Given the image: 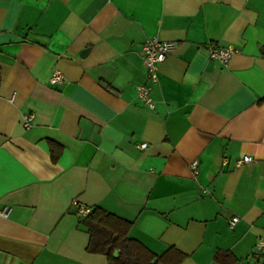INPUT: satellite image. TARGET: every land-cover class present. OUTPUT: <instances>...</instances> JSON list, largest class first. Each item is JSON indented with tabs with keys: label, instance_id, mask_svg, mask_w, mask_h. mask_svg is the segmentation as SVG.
<instances>
[{
	"label": "crops",
	"instance_id": "obj_1",
	"mask_svg": "<svg viewBox=\"0 0 264 264\" xmlns=\"http://www.w3.org/2000/svg\"><path fill=\"white\" fill-rule=\"evenodd\" d=\"M146 38L175 42L152 109L136 92ZM209 44L239 52L224 65ZM48 140L62 147L55 162ZM95 206L180 264L257 262L264 0H0V264H108L86 251L78 208Z\"/></svg>",
	"mask_w": 264,
	"mask_h": 264
},
{
	"label": "trees",
	"instance_id": "obj_2",
	"mask_svg": "<svg viewBox=\"0 0 264 264\" xmlns=\"http://www.w3.org/2000/svg\"><path fill=\"white\" fill-rule=\"evenodd\" d=\"M50 159L55 162L62 147L55 142L47 141ZM81 225L88 234L86 251L104 255L108 264H180L185 255L169 247L156 254L148 250L139 241L128 237L131 222L95 206L80 218ZM118 250L116 256L113 252ZM230 256L228 252H218L214 259L220 264H233L234 259L224 261ZM154 261V262H153Z\"/></svg>",
	"mask_w": 264,
	"mask_h": 264
},
{
	"label": "built area",
	"instance_id": "obj_3",
	"mask_svg": "<svg viewBox=\"0 0 264 264\" xmlns=\"http://www.w3.org/2000/svg\"><path fill=\"white\" fill-rule=\"evenodd\" d=\"M175 42L162 41L158 38H146L144 42L140 44L139 54L143 60L146 69V80L137 86L136 92L139 100L148 108L152 109L154 103L150 96L151 85L156 84L158 81V68L168 53L174 48ZM239 50L233 46H219L215 44H209L207 46L208 57L212 60H216L224 65L228 63L230 58L238 53ZM50 82L53 84H60L64 78L62 73L58 69H54L50 76ZM34 115L30 112L24 113L22 116V125L25 128H29L33 123ZM145 143L139 144L140 148H144ZM253 159L251 156L245 155L236 160L235 165L238 166L243 163L251 162ZM226 163V159L223 160ZM190 167L194 174L197 173V161L194 160L190 163ZM75 204V203H74ZM7 210L0 211V216L6 217ZM89 212L88 208L79 207L78 214L84 217ZM238 221L237 216H232L228 222L231 227ZM254 256L257 258V262L254 264H261L260 258L264 256V233L258 236L253 250Z\"/></svg>",
	"mask_w": 264,
	"mask_h": 264
},
{
	"label": "water",
	"instance_id": "obj_4",
	"mask_svg": "<svg viewBox=\"0 0 264 264\" xmlns=\"http://www.w3.org/2000/svg\"><path fill=\"white\" fill-rule=\"evenodd\" d=\"M117 253H118V250H115V251L113 252V256H116ZM153 262H154V261H153Z\"/></svg>",
	"mask_w": 264,
	"mask_h": 264
}]
</instances>
